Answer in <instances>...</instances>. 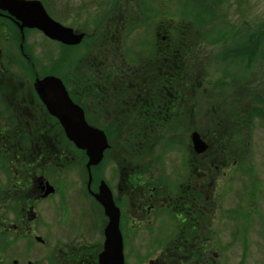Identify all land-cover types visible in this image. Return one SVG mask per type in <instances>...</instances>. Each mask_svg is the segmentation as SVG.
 Listing matches in <instances>:
<instances>
[{"label": "flooded vegetation", "instance_id": "flooded-vegetation-1", "mask_svg": "<svg viewBox=\"0 0 264 264\" xmlns=\"http://www.w3.org/2000/svg\"><path fill=\"white\" fill-rule=\"evenodd\" d=\"M127 19L114 14L106 33L95 39V52L86 32L82 43L66 45L22 28L0 8V264H99L109 222L97 198L102 181L120 210L126 264L135 241L146 246L141 235L156 228L167 236L155 258L140 257L141 264H229L219 235L231 227V236H241V227L238 216L222 211L212 178L214 164L228 165L223 153L229 149L221 154L202 136L209 148L195 151V116L182 109L190 105L184 86L148 85L153 57L163 59L176 42L170 34L159 40L158 31L154 56L133 61L120 50L118 30H112ZM33 32L68 49L89 43L92 74L84 72L77 55L78 66L64 69L62 78L87 121L110 142L103 161L91 167V178L86 151L68 139L35 90L36 79L51 74L38 76ZM11 38L18 42L15 55L6 48ZM166 135L168 144L156 156L155 146ZM173 152L179 165L170 162ZM47 183L54 187L49 195Z\"/></svg>", "mask_w": 264, "mask_h": 264}, {"label": "rangeland", "instance_id": "rangeland-1", "mask_svg": "<svg viewBox=\"0 0 264 264\" xmlns=\"http://www.w3.org/2000/svg\"><path fill=\"white\" fill-rule=\"evenodd\" d=\"M41 1L56 21L86 32L88 42H93L90 48L95 52L96 40L106 33L114 14L118 13L119 18L126 16V24L112 30H118L121 52L139 63L154 56L158 31L161 33L159 40L171 33L176 34V41L182 35L186 37L185 43L189 48L185 50L187 57L180 64L186 74L187 86H184L183 92L189 96L190 105L182 109L195 116L194 129L213 143V147H219L221 154L222 148H228L231 153L225 168H216L215 164L212 167V178L218 181L213 193L219 198L223 212L231 211L229 214L238 216L242 237L231 236L230 227L219 238L227 243L229 264H264V108L261 113L256 107L257 96L264 97V60H254L250 67L248 61L233 60V54H228L229 50H226L241 38L237 36V28L243 26L244 29L246 25L252 30L256 23L264 20V0H224L220 7L225 18L218 19L216 24V18L213 19L203 8V0ZM43 36L32 33L38 76L50 73L62 78L64 69L78 66L79 58L84 72L92 74L89 70L92 65L87 63L92 57L88 42L68 49ZM11 41L12 38L6 43V48L15 55L18 42ZM77 55L80 57L77 58ZM91 83L89 78L85 79V86ZM260 107H263L262 104ZM217 121L228 128L230 124H237L236 130L248 133L247 145L238 144V140L231 141V145H220L224 140V128L221 126L222 130H219ZM241 131L238 130L240 134ZM166 138L167 135L161 139L160 145L155 146L156 156L160 147L167 146ZM173 153L169 154L170 162L174 166L179 165L180 156ZM76 172L73 170L71 175ZM229 221L232 224L231 218ZM165 236L161 228L141 235L147 238L146 246L140 244V238L136 240L132 248V262L128 264H141L140 257L143 256L155 258ZM218 253L223 254L222 250Z\"/></svg>", "mask_w": 264, "mask_h": 264}, {"label": "water", "instance_id": "water-1", "mask_svg": "<svg viewBox=\"0 0 264 264\" xmlns=\"http://www.w3.org/2000/svg\"><path fill=\"white\" fill-rule=\"evenodd\" d=\"M0 8L8 11L11 17L21 23L22 28L38 29L48 38L66 45H78L86 36L85 32H77L73 27L56 21L48 13L41 0H0ZM65 86L64 81L56 75L38 77L34 83L39 98L48 112L59 119L68 139L76 147L86 151L87 167L91 178V167L103 161L110 142L103 129L87 121L84 110L74 103ZM191 141L198 154L206 152L209 148V144L196 130L191 134ZM47 184L50 188L46 195H49L54 192V187ZM97 198L109 217L105 229L104 248L99 255V264H126L124 240L120 229V210L105 181L101 183Z\"/></svg>", "mask_w": 264, "mask_h": 264}, {"label": "trees", "instance_id": "trees-1", "mask_svg": "<svg viewBox=\"0 0 264 264\" xmlns=\"http://www.w3.org/2000/svg\"><path fill=\"white\" fill-rule=\"evenodd\" d=\"M203 1H204L203 8L210 13L213 19L216 18L215 24L217 23L218 19L225 18L224 16L225 13L222 11V8L220 7L222 6L221 3L224 2V0H212V1L203 0ZM241 25L242 24H240V26ZM242 27L237 28L236 30L238 32L237 36L239 37L241 36V38H238V40L236 41L237 44L231 47V49H226V50H229L227 51L228 54L229 53L233 54L231 55L235 57L233 58V60L237 62L239 60L248 61L249 66L252 67L254 64V60L256 62L257 60L259 62L261 61L263 62L264 60V20L259 23H256V25L254 26L252 30L249 28V26L246 28V25H244V29H242ZM175 35L176 34L174 33L170 34L172 42H176L175 43L176 46L171 49V52H169L168 54L166 53L163 59L161 57H159V59H156L155 56H154L155 58L153 57L154 64L149 65V66H154V67L151 68L149 72H152L150 74L154 75V79L152 81L148 80L149 86H187L186 79H185L186 78L185 70L180 63L184 57H187L185 50L188 49L189 47L185 43L187 41L185 36L182 35V37H180L181 39H178V41H176L174 37ZM88 40L89 38H87L86 41ZM224 57L226 56L224 55ZM229 59H232V58H229ZM160 60L163 61V65L162 66L158 65L156 67L158 61ZM186 72H187V69H186ZM169 91H171V89ZM261 104L263 106L262 108L260 107ZM256 105L258 109L260 108V112L262 113L263 108H264V97L257 96ZM171 107L172 106H170V103H169V105L165 106V110L168 111V109L169 108L171 109ZM252 110H253V107H252ZM217 123L218 125H220L219 130H222V127L224 129L225 128L228 129L227 134L223 129L222 133L224 136V140L221 141L220 145L222 146L231 145L230 142L234 140L235 141L238 140L237 141L238 144L240 142L243 143V146L247 145L246 142L248 140L247 138L248 133L241 131V129H238L239 131L242 132V134H240L238 130H236L237 124H230L228 128V126H222L220 121H217ZM223 155L230 156L231 153H229L228 151L227 153L226 152L223 153Z\"/></svg>", "mask_w": 264, "mask_h": 264}, {"label": "bare ground", "instance_id": "bare-ground-1", "mask_svg": "<svg viewBox=\"0 0 264 264\" xmlns=\"http://www.w3.org/2000/svg\"><path fill=\"white\" fill-rule=\"evenodd\" d=\"M51 75H54V74H51ZM57 76V75H56ZM59 77V76H58ZM61 78V77H60ZM62 79V78H61ZM63 80V79H62ZM64 81V80H63ZM65 84V83H64Z\"/></svg>", "mask_w": 264, "mask_h": 264}]
</instances>
